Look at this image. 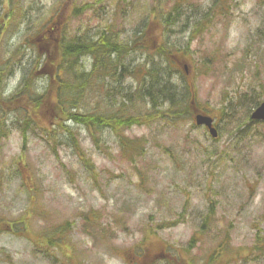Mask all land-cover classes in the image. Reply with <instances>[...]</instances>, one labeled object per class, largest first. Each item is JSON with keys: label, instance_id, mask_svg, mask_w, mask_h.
<instances>
[{"label": "rangeland", "instance_id": "rangeland-1", "mask_svg": "<svg viewBox=\"0 0 264 264\" xmlns=\"http://www.w3.org/2000/svg\"><path fill=\"white\" fill-rule=\"evenodd\" d=\"M145 28L152 37L131 48L126 70L77 108L146 114L150 99L136 93L146 70L167 65L194 89L186 115L153 111L119 137L56 122L52 104L39 115L25 107L26 91L39 95L56 77L57 62L45 61L60 39L105 33L129 45ZM79 61L90 69V56ZM262 100L264 0H0V264H264V247L252 249L264 233V123L247 114ZM196 113L213 118L217 138ZM63 225L67 243L52 246ZM159 252L167 257L151 260Z\"/></svg>", "mask_w": 264, "mask_h": 264}, {"label": "trees", "instance_id": "trees-1", "mask_svg": "<svg viewBox=\"0 0 264 264\" xmlns=\"http://www.w3.org/2000/svg\"><path fill=\"white\" fill-rule=\"evenodd\" d=\"M51 31L52 30L49 29V32ZM147 31L148 28H145L134 34V38L129 45L127 43L123 44L111 35L105 33H100L95 41L90 42L80 40L62 41V39H60V46L56 60H52V62L48 58L45 61V64L57 62L55 65L56 77L53 79L50 78L48 89L39 95L28 94L29 91H26L27 98H25V107L34 115H39L40 113H43L44 110L52 112L49 107V105L52 104L54 110L58 113L56 115V122L69 120L82 124L86 128L109 127L116 132L118 131L119 137H122L120 133L130 126L142 125L148 119L152 118L153 111H155L156 114H161V116L156 115L153 117L159 118L160 120H175L181 115H186L195 107L193 106V100L195 97L194 89L189 87L187 83L182 87H180L178 83H175L173 81L174 73L171 71L172 68L167 65H163V69L158 68L156 71L151 69L146 70V75L150 83L144 89V95L136 93L138 97L142 98L143 96H148L150 99V110L146 114H141V111H139V114H136V112L131 114L126 111H123L122 113L120 109L116 110L114 113L105 114L103 111L96 110L83 112L79 109L80 107L77 108L78 105L85 107L81 99L84 98L88 89L93 88L94 85L100 84L101 82H99V80H102V78L110 75L112 77L117 75L115 71L119 64L122 65L123 72L126 70L121 61L126 55H128L131 48L133 49V46L142 45L143 41L152 37ZM159 51L164 55L168 65L170 62H173L167 55V49L160 46ZM83 55L90 56L92 60L88 71L81 70L82 64L79 61V57ZM112 55H114L115 58H113ZM26 89L27 88H22V91ZM51 93L52 97H50ZM119 93L122 95L126 94V96L128 94L124 93L123 89H120ZM13 97L17 100L22 97V95L16 94L11 98ZM160 102L168 103L167 112L156 111L158 106H162ZM255 105L256 103L247 109V114ZM61 106H63L64 109L61 108L58 110ZM72 109L78 110L72 111ZM45 122L47 121L45 120ZM121 141L123 145H125L127 152H130L131 150L135 151L136 146H134L135 144H133V142L123 138H121ZM75 148L80 152V155H83L84 157L77 138L75 139ZM56 232V236L49 240L48 243L52 246H59L67 243L69 233L67 226L63 225L58 227ZM195 240L196 238L192 237L189 243H194ZM263 247L264 233L262 235L257 234L252 249L254 251H259L262 250ZM153 253L151 260L167 257L165 256L166 254L162 252L156 253L159 254L157 256Z\"/></svg>", "mask_w": 264, "mask_h": 264}, {"label": "water", "instance_id": "water-1", "mask_svg": "<svg viewBox=\"0 0 264 264\" xmlns=\"http://www.w3.org/2000/svg\"><path fill=\"white\" fill-rule=\"evenodd\" d=\"M251 118L264 121V101L261 102L255 108V110L251 113ZM194 119H195V123L197 125H205L209 129L210 134L213 137H216L217 132L212 127V118L210 116L203 115V114H197Z\"/></svg>", "mask_w": 264, "mask_h": 264}]
</instances>
